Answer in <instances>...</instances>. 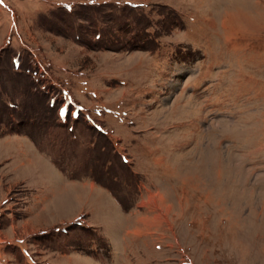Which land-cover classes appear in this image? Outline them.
I'll use <instances>...</instances> for the list:
<instances>
[{
  "label": "rangeland",
  "instance_id": "rangeland-1",
  "mask_svg": "<svg viewBox=\"0 0 264 264\" xmlns=\"http://www.w3.org/2000/svg\"><path fill=\"white\" fill-rule=\"evenodd\" d=\"M263 95L264 0H0V264H264Z\"/></svg>",
  "mask_w": 264,
  "mask_h": 264
},
{
  "label": "crops",
  "instance_id": "crops-1",
  "mask_svg": "<svg viewBox=\"0 0 264 264\" xmlns=\"http://www.w3.org/2000/svg\"><path fill=\"white\" fill-rule=\"evenodd\" d=\"M13 137H14V138H12L13 140L18 141L24 145L23 148H25V151L28 153V155L31 154V156H33L34 158H35V156H38V157L42 156L41 153L36 150L35 145L31 141H29V139H27L23 136H13ZM41 162L43 163V166L45 168L44 170L47 171V173L45 172L44 177L49 176V177L53 178L52 176H54L55 178H60V179L66 178L59 169H57L55 166L52 165V163L47 162L45 159H44V161H41ZM44 162H46V163H44ZM82 184L88 185V187L91 189H98L102 192H105L98 185H96L95 183H93L89 180H83ZM107 192L108 191H106L105 194ZM108 195H109V192H108Z\"/></svg>",
  "mask_w": 264,
  "mask_h": 264
},
{
  "label": "bare ground",
  "instance_id": "bare-ground-1",
  "mask_svg": "<svg viewBox=\"0 0 264 264\" xmlns=\"http://www.w3.org/2000/svg\"><path fill=\"white\" fill-rule=\"evenodd\" d=\"M263 97H264V95H263Z\"/></svg>",
  "mask_w": 264,
  "mask_h": 264
}]
</instances>
